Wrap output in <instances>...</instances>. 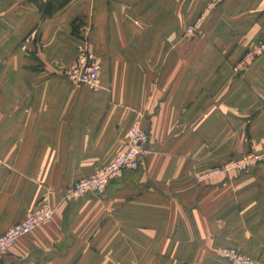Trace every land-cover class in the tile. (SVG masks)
Listing matches in <instances>:
<instances>
[{
    "label": "crops",
    "instance_id": "crops-1",
    "mask_svg": "<svg viewBox=\"0 0 264 264\" xmlns=\"http://www.w3.org/2000/svg\"><path fill=\"white\" fill-rule=\"evenodd\" d=\"M208 0H0V235L44 197L53 221L0 264H264V165L226 180L197 174L264 149V0H227L192 38ZM101 88L69 81L77 26ZM82 26V25H81ZM141 121L148 154L103 194L62 202L126 147Z\"/></svg>",
    "mask_w": 264,
    "mask_h": 264
},
{
    "label": "built area",
    "instance_id": "built-area-1",
    "mask_svg": "<svg viewBox=\"0 0 264 264\" xmlns=\"http://www.w3.org/2000/svg\"><path fill=\"white\" fill-rule=\"evenodd\" d=\"M213 1L217 3L221 0ZM199 25L200 22L198 21L193 27H189L187 34L194 36ZM86 34L87 31L84 29L81 32L82 40L79 46V55L75 62L65 69L64 75L69 81L86 86L94 91L101 88L102 66L93 52L89 50L85 41ZM262 56H264V42L259 43L246 52L236 66V71H243L255 59ZM125 142V149L117 154L107 165L98 169L93 175L67 186L62 194V202L75 201L89 193L103 194L112 180L121 177L125 172L137 171L148 154L147 147L150 142V134L142 127L140 120L134 122L127 131ZM261 165H264V149L261 151L251 150L240 158L231 159L221 166L198 174L196 178L205 182L224 177L230 181L231 177L253 171ZM55 211L56 208L49 197L42 198L23 222L12 226L0 235V258L5 256L20 238L36 227L50 224L53 221ZM221 254L224 259L232 264H257L252 257L243 254L235 248H225Z\"/></svg>",
    "mask_w": 264,
    "mask_h": 264
},
{
    "label": "rangeland",
    "instance_id": "rangeland-1",
    "mask_svg": "<svg viewBox=\"0 0 264 264\" xmlns=\"http://www.w3.org/2000/svg\"><path fill=\"white\" fill-rule=\"evenodd\" d=\"M227 0H221V1H219V2H217V3H214V1L213 0H208V3H207V6H206V8L203 10V12H202V14H200L199 16H197L193 21H191V22H188L187 23V28H186V30H185V32H184V35H185V37H187V38H192L193 36H189L188 34H187V30H188V28L189 27H193L198 21L200 22V25H199V27L197 28V30H196V32L198 31V29H200V27L203 25V23L205 22V20L207 19V17L210 15V13L215 9V8H217L219 5H221V4H223L224 2H226ZM89 20L87 21V22H85V20H84V22L81 24H79L78 26H77V31H76V35H77V38H78V43H77V57H78V55H79V46H80V44H81V40H82V35H81V32L85 29L86 31H87V34L85 35V41H86V43L88 44V47H89V50L91 51V48H90V45H89V40H88V38H89V33H90V24H89ZM82 25V26H81ZM93 52V51H92ZM94 54V53H93ZM94 56H95V54H94ZM77 57H76V59H77ZM97 58V57H96ZM75 59V60H76ZM75 62V61H74ZM73 62V63H74ZM72 63V64H73ZM100 63V62H99ZM71 64V65H72ZM70 65V66H71ZM69 66V67H70ZM82 86V85H81ZM84 87H86V86H84ZM88 88V87H87ZM89 89V88H88ZM143 127V126H142ZM229 161V160H228ZM227 162V161H226ZM226 162H224V163H226ZM224 163H222V164H224ZM221 164V165H222ZM221 165H218V166H221ZM218 166H215V167H218ZM212 168H214V167H212ZM212 168H210V169H212ZM198 175V174H197ZM196 175V176H197ZM226 260V259H225ZM228 263H230V264H232L231 262H229L228 260H226Z\"/></svg>",
    "mask_w": 264,
    "mask_h": 264
}]
</instances>
